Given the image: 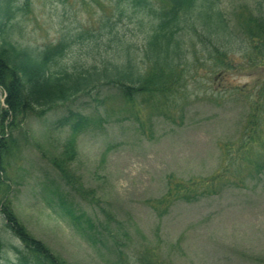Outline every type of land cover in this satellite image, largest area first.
I'll use <instances>...</instances> for the list:
<instances>
[{"label":"rangeland","instance_id":"rangeland-1","mask_svg":"<svg viewBox=\"0 0 264 264\" xmlns=\"http://www.w3.org/2000/svg\"><path fill=\"white\" fill-rule=\"evenodd\" d=\"M117 2L15 0L0 30V40L32 51L65 40L54 66L70 69L110 48L109 18L140 50L141 75L169 89L131 104L118 86L101 84L44 114L30 112L12 132L0 127L5 261L19 263L11 244L31 256L16 236H5L2 204L9 202L67 264H264V52L249 46L243 29L250 16L264 17V0H219L235 50L217 58L200 29H187L183 60L158 76L144 60L134 12L120 15ZM71 110L88 119L76 133L60 122ZM59 198L79 223L95 226L97 242L77 231Z\"/></svg>","mask_w":264,"mask_h":264},{"label":"trees","instance_id":"trees-1","mask_svg":"<svg viewBox=\"0 0 264 264\" xmlns=\"http://www.w3.org/2000/svg\"><path fill=\"white\" fill-rule=\"evenodd\" d=\"M14 2L15 0H0V30H3L6 22L12 18ZM120 2L121 0H118L116 5L120 15L127 7L134 12L137 24L144 34V60L156 76L158 71L164 73L166 68L175 63L180 64L183 60L187 29H192L194 32L200 29V40L205 44H211V53L217 58H222L237 47V40L220 8L219 0H163L161 4L156 0H127L124 7ZM183 16L184 20H182ZM247 22L243 29L246 32L244 35L250 42L249 46L251 45L250 47L257 52H264V17L255 14L250 16ZM113 23L107 18L103 25L107 29L108 41L113 42L114 45L109 44L110 48H105L104 53L101 52L97 57L94 55L97 60L90 65L80 64L77 61L70 69L66 67L56 69L54 66L66 53L68 43L65 40L44 50L32 51L19 48L11 40L2 38L0 88L5 92L3 100H0L2 134L5 129L9 132L18 129L30 112L39 110L44 114L57 104L66 103L78 95L93 91L101 84L118 86L131 104L134 103L137 95L146 94L154 97L156 92L160 91L161 95L167 96L169 91L167 86L154 83L152 78L145 79L141 75L137 68L136 55L140 50L125 41L114 30ZM94 43L95 45H91L92 48L96 46V41ZM62 120L61 124H68L73 133L80 130L88 121L84 114L72 110ZM0 145L5 148L2 139ZM4 169L0 161V184L5 183V179L2 178ZM66 178L72 184H77V181L71 177L66 176ZM58 200L66 215L73 217L72 206L63 198ZM2 213L5 236L9 237L8 240L10 233L16 236L31 255L25 254L16 245L11 244L19 257L18 264H67L26 229L11 203L2 204ZM78 218L73 217L77 231L85 238L97 242L96 235L89 232L95 226L91 224L84 226L78 222ZM8 243L0 234V264H8L4 259Z\"/></svg>","mask_w":264,"mask_h":264}]
</instances>
